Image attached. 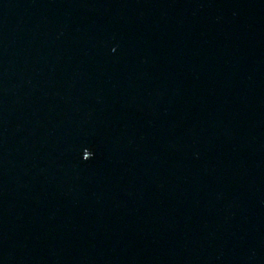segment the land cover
Returning <instances> with one entry per match:
<instances>
[{
    "label": "water",
    "instance_id": "water-1",
    "mask_svg": "<svg viewBox=\"0 0 264 264\" xmlns=\"http://www.w3.org/2000/svg\"><path fill=\"white\" fill-rule=\"evenodd\" d=\"M0 264H264V0H0Z\"/></svg>",
    "mask_w": 264,
    "mask_h": 264
}]
</instances>
